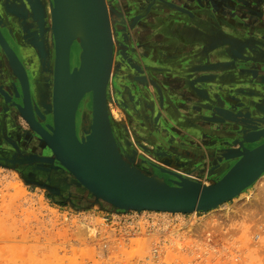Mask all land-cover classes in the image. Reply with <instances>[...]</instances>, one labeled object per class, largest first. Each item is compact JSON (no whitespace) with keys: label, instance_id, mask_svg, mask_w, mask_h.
I'll use <instances>...</instances> for the list:
<instances>
[{"label":"rangeland","instance_id":"rangeland-1","mask_svg":"<svg viewBox=\"0 0 264 264\" xmlns=\"http://www.w3.org/2000/svg\"><path fill=\"white\" fill-rule=\"evenodd\" d=\"M238 4L260 13L249 18ZM221 6L220 19L232 26L221 23L222 29L227 28L223 34L237 39L235 44L213 39L216 31L210 27L220 24L214 22ZM206 7L211 11L210 23L198 22L202 17L196 11L200 17L196 23L180 16L171 23H127L126 38L116 32L124 72L115 85L109 79L106 100L111 128L135 160L142 159L157 170L155 165L170 167L209 185L236 161L221 159L223 151L258 142H244V132L252 128L229 121L223 112L264 117L260 109L264 106V56H256L264 53V1L209 0ZM107 8L113 10L110 4ZM17 26L0 23L13 39L22 33ZM137 32L138 42L147 46L145 60L139 58L144 51L134 38ZM74 43L71 66L76 63ZM155 45L162 51L157 64ZM26 46L35 56V47ZM49 47L54 49L52 41ZM48 57L49 61L40 56L33 61L46 66L42 77L50 91L49 103L37 115L42 121L49 115L52 123L54 51ZM9 71L0 46V107L11 106L0 111V148L13 154L33 152L35 158L29 173L0 161V264H264V173L239 195L207 211H138L95 201L30 127L18 107H26L25 94L19 84L8 82L10 75L15 76ZM6 87L12 89L15 100L9 101ZM90 110L89 92L76 110L78 135ZM151 174L159 182L166 179ZM165 175L172 184L173 176ZM64 193L74 194L66 197Z\"/></svg>","mask_w":264,"mask_h":264},{"label":"water","instance_id":"water-1","mask_svg":"<svg viewBox=\"0 0 264 264\" xmlns=\"http://www.w3.org/2000/svg\"><path fill=\"white\" fill-rule=\"evenodd\" d=\"M95 36L96 64L87 79L80 81L76 63L70 64L72 41L60 25L59 3L55 0L54 60L52 68V123L43 127L31 109L28 81L20 89L25 106L18 105L30 127L50 148L55 159L95 198L114 207L163 212L207 211L239 195L264 173V141L253 148L226 149L221 159L236 160L212 185L162 168L173 176L169 189H153L138 183L123 170L107 109V84L113 63V41L105 0H84ZM0 46L7 60L20 62L0 33ZM75 57V56H74ZM76 59V57H75ZM76 62V61H75ZM20 85V83H19ZM91 93L89 129L76 133V110L83 96ZM27 102V103H26ZM264 111V106L260 108ZM229 121L251 127L243 141L254 143L264 137V123L254 116L224 111ZM116 160V161H115Z\"/></svg>","mask_w":264,"mask_h":264},{"label":"flooded vegetation","instance_id":"flooded-vegetation-1","mask_svg":"<svg viewBox=\"0 0 264 264\" xmlns=\"http://www.w3.org/2000/svg\"><path fill=\"white\" fill-rule=\"evenodd\" d=\"M114 1H115V5L112 2V0H105L106 5L110 4L113 7L112 11H107L108 17H109V23L111 26L112 41H113V66H112L113 70L110 73V77H109L110 80L111 78H113L112 79L113 85H115V82L118 80L120 74L124 72L122 58L120 57L121 51H119V47L117 50V44H116L117 41L115 40L116 39L115 33L117 32V35L119 34L120 35L119 37L121 39L126 38L127 34L123 32V30L127 26V23H171V20L173 17H180V16L187 18V20L191 21V23H196L200 19L197 12H200V16L202 17V19L198 22L210 23L211 11L208 7H206L207 4L209 3V0H114ZM199 2H201V4ZM193 4H195L197 8L194 9L192 7L194 6ZM45 5H46V0H0V23H3V24L18 23L20 27L19 26L17 27L21 28L22 30L21 34L16 35V39H13L11 34H9V30L7 28H0V33L3 36L4 40L7 42L8 46L11 48V50L15 53L18 60L25 67V71L27 74V80L29 82L28 84L30 87L29 95H30L31 107L34 112L35 119L38 120V122H40L42 126H45L48 123L51 124L49 115L45 114L47 117L45 121H42L37 115L38 114L37 111H39V113L40 111L43 112L45 110V108H43V105L49 103L47 97L49 96L50 91H49V87L47 86V81L45 82V78L42 77V72H44V69L46 66L44 67L43 65L39 66V64L36 61L38 60L39 56L41 59L49 61L50 58L48 56L50 52L54 51V49L52 50V47H49V41L46 39V37L41 32V29H43V25L45 24V21H46V18H45V14H46L45 7L46 6ZM238 5L239 7H241L240 10L246 11L249 18H252L255 16L257 17V15H259L260 13L258 12V9L255 7L254 8L250 6L246 7L247 5H241V4H238ZM221 7H219V9H217V12L215 13L217 14L216 16L219 17V19L216 21H219V22H216V21L214 22V23H220V24L218 25L216 24V26H213V27L206 26V28L209 29L210 27L213 32L216 31L215 36L213 37L215 41H228L231 44H235L238 42L237 39L226 36L225 33L223 34V32L227 30V28L225 27H229L230 24H228L227 21L223 22L220 19L221 18L220 13L224 10V7L222 8ZM194 20L195 22H193ZM246 21L248 23V20ZM221 23H224V24L226 23L223 29H222ZM253 31H255V29H253ZM253 31L251 30L250 32L253 33ZM246 32H249V31H246ZM138 34H139L138 32L134 33V38H136L135 39L136 43H139L138 40H140V38H138ZM246 40H249V39L246 38ZM26 43L28 44L31 43L35 47V50H34L35 56L32 55L33 58L31 54H29L30 50L29 48H27ZM21 44H23L24 46L21 47L22 46ZM135 45L137 46V44ZM138 45H140L142 51H144L143 55L139 53V58L141 60H145L147 46L144 43L143 44L139 43ZM256 48L257 46H252L253 50H255ZM23 49H26V50L23 51ZM232 51L236 55H239V53L235 49H233ZM154 52L156 53L155 61L157 64V61H161V57L159 56L162 53L161 47L159 45H155ZM76 53H78V48L76 49ZM258 55L264 56V53L262 52V53L256 54V56ZM174 56H176V54ZM34 59H36V61H33ZM118 59H120V61H118ZM27 61L31 63L30 67L31 66L34 67L33 69L28 66ZM42 63L44 64V61H42ZM10 77L11 78L8 80V82L11 85L12 83L14 85L19 84V82L15 78H13V76L10 75ZM33 84H35L34 89H31ZM9 88L6 87L9 94L11 95L12 89L11 88L9 89ZM87 96L90 97L89 94ZM13 99L15 100L13 95H11L9 101L11 102ZM16 101L21 102L20 99H16ZM7 106L8 105L6 104L1 105L0 111L2 110L5 112L9 108H11V106L10 107H7ZM261 115L263 116L264 114H261ZM254 117L257 118L258 121H261L264 123V117H259V116H254ZM0 118L1 119L3 118L2 115L0 116ZM112 130H113V135L116 139L117 145L119 147V150L125 160L132 162L136 164L138 167H140L141 169L154 173L160 177L163 175L166 178V180L167 178H169L167 177V175H165L166 173H160L159 171L162 168L172 170L170 169V167L168 168V167H162L160 165H155L157 168H160L158 169L159 170L158 171L154 166L144 162L142 159L139 161L135 160L134 153L131 151V149L125 147V145L122 144V142H120L114 128ZM2 137H6V134L4 133ZM263 141L264 139L258 141L255 144L248 145V148H253L254 146H256L257 144ZM8 150L9 149L2 150L0 148V161L4 163H8L9 165L21 166L24 169L25 173H29L30 170H32V167H31L32 165H30V163L34 161V158H35V154L33 152L25 151L26 153L25 152L23 153L21 151H16L13 154V153H7ZM191 170L199 172L197 169H191ZM38 177L39 176H35L34 178H38ZM38 179L42 180V178H38ZM44 181L45 182L54 181L56 183V181L53 179H46ZM50 186H53V185H50ZM63 191L65 192L67 190L63 189ZM72 194L74 193H71L69 196L67 193H64L63 195L66 197H72Z\"/></svg>","mask_w":264,"mask_h":264},{"label":"bare ground","instance_id":"bare-ground-1","mask_svg":"<svg viewBox=\"0 0 264 264\" xmlns=\"http://www.w3.org/2000/svg\"><path fill=\"white\" fill-rule=\"evenodd\" d=\"M54 1L55 0H51V3H50V1L47 0V3L45 5L46 6L45 7L46 21H45V24L43 25V29H41V32L46 37V39L48 41H52L53 47L55 45L54 19L56 15ZM56 1L59 3V7H60L59 19H60V25L62 27L63 33L67 40L75 42V44H77L78 53L75 52L76 65L79 71V77H80L79 79L80 81H83L87 79L88 76L91 75L93 68L95 67L96 58H97L96 51H95L96 49L95 36L92 30V25H91V21H90V17H89L86 5L84 3V0H56ZM107 11H108V8H107ZM28 64H31V63L28 62ZM7 66L9 67L10 72L15 74V76H17V77L15 76L13 77L20 83V86L22 88L27 78L24 65L21 62L8 59ZM112 66H113V63H112ZM111 71H112V68H111ZM18 77L19 78L21 77V79H19ZM51 110H52V106H51L50 111ZM90 120H91V115L90 117H86L84 119L83 128L85 129H82L80 127L79 128L80 133L87 131L89 129ZM116 164L119 165L123 170L130 173L136 182L144 184L147 187H150L153 189H160V190L169 189L173 187L171 186V184L167 182L166 179L163 180L161 178L163 183L159 182L158 180L154 178V175H152L150 172L142 171L134 163L124 160L121 154H120V160L116 161ZM209 185H212V184H209ZM85 190L87 193L90 194V192L87 189ZM88 230L91 233H93L92 230L90 229Z\"/></svg>","mask_w":264,"mask_h":264}]
</instances>
